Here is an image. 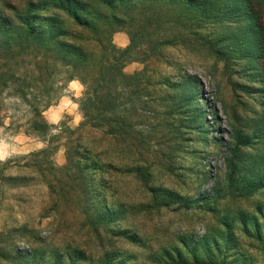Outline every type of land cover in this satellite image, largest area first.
<instances>
[{
	"label": "rangeland",
	"instance_id": "obj_1",
	"mask_svg": "<svg viewBox=\"0 0 264 264\" xmlns=\"http://www.w3.org/2000/svg\"><path fill=\"white\" fill-rule=\"evenodd\" d=\"M122 2L112 43L148 106L118 111V140L74 132L72 80L50 137L0 129V264H264V0Z\"/></svg>",
	"mask_w": 264,
	"mask_h": 264
},
{
	"label": "trees",
	"instance_id": "obj_2",
	"mask_svg": "<svg viewBox=\"0 0 264 264\" xmlns=\"http://www.w3.org/2000/svg\"><path fill=\"white\" fill-rule=\"evenodd\" d=\"M58 1H27L26 11L16 15L0 12V129L9 135L50 137L54 127L43 113L56 102L58 83L77 80L83 86V123L74 132L102 131L118 140V111L123 110L124 125L126 112L138 101L148 106L146 81L140 74H123L127 52L112 43L115 29L126 25L128 5L123 0ZM246 1L254 7L253 0ZM254 13L252 9L253 20ZM57 140L49 138L48 145ZM65 146L68 156L80 153L70 136Z\"/></svg>",
	"mask_w": 264,
	"mask_h": 264
},
{
	"label": "crops",
	"instance_id": "obj_3",
	"mask_svg": "<svg viewBox=\"0 0 264 264\" xmlns=\"http://www.w3.org/2000/svg\"><path fill=\"white\" fill-rule=\"evenodd\" d=\"M70 87H75L76 89H78L79 84L75 83V82H70L69 83ZM47 113V112H45ZM64 112H60V111H53L49 114H47L49 116L50 122L52 124H57L59 122V120L63 117ZM73 124L74 123H78V119L74 118L73 120Z\"/></svg>",
	"mask_w": 264,
	"mask_h": 264
}]
</instances>
